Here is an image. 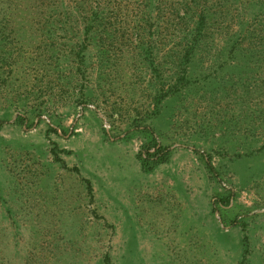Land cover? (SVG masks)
Returning a JSON list of instances; mask_svg holds the SVG:
<instances>
[{"label":"rangeland","instance_id":"obj_1","mask_svg":"<svg viewBox=\"0 0 264 264\" xmlns=\"http://www.w3.org/2000/svg\"><path fill=\"white\" fill-rule=\"evenodd\" d=\"M186 1L0 0V264H264V0Z\"/></svg>","mask_w":264,"mask_h":264},{"label":"trees","instance_id":"obj_2","mask_svg":"<svg viewBox=\"0 0 264 264\" xmlns=\"http://www.w3.org/2000/svg\"><path fill=\"white\" fill-rule=\"evenodd\" d=\"M149 1L157 2V0ZM209 4L210 3L208 0H198L195 3H189L188 1H186L183 7L184 9H179L177 12H173L174 16L177 18L180 17L181 20H187L188 18H190L187 28L183 29L180 32V40L182 43L179 46L177 52L183 55L181 57L182 66L186 65V63H191L195 53L199 50V48L202 47L203 43L206 42V34L208 32L207 30L209 29ZM194 8L197 9L196 14L198 17L192 16L190 14V12L193 11ZM169 18L170 17H168V19ZM180 24L186 25V23L182 21ZM139 159L142 163L143 168L148 171H151L158 165L168 161V152L164 147L160 146L158 143H154L151 146H145L143 151L139 153ZM243 230L245 231L244 225ZM247 242L248 236L245 235L244 243L247 244Z\"/></svg>","mask_w":264,"mask_h":264}]
</instances>
